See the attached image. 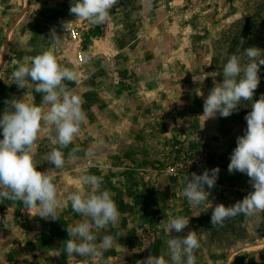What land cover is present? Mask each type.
Masks as SVG:
<instances>
[{
	"label": "rangeland",
	"instance_id": "rangeland-1",
	"mask_svg": "<svg viewBox=\"0 0 264 264\" xmlns=\"http://www.w3.org/2000/svg\"><path fill=\"white\" fill-rule=\"evenodd\" d=\"M70 4L71 0H0V118L11 99L41 105V94L31 83L24 89L15 84L12 73L18 62L52 49L60 64L77 71V81L65 83L83 98L87 119L63 150V168L47 160L58 145L45 131L36 141L35 160L38 170L55 176L60 200L86 188L80 183L85 171L103 178L101 188L113 194L120 219L115 228L94 231L98 241L112 234L116 242L101 259L67 256L62 244L69 238L66 226L83 219L70 203L48 228L49 220L35 216V209L0 201V236H12L13 252H30L32 239L36 244L49 242L48 264H137L166 251L168 233L159 225L179 215L188 218L189 225L171 235L196 232L197 264H264V252H255L264 248V211L238 216L223 226L210 223L216 205L231 206L253 191L246 174L228 171L251 105L242 103L227 118L203 116L214 79L223 80L222 74L212 73H222L238 47L241 52L251 46L264 50V0H119L111 21L95 26L71 14ZM64 23L76 29L77 40L70 38ZM52 29L60 36L57 44L48 40ZM79 52L83 57L86 53L87 60L79 61ZM259 75L253 100L264 94V65ZM77 146L92 148L95 156L89 159L79 151V159L69 162L67 154ZM226 154L227 165H220L218 158ZM171 166L177 168L175 175L169 173ZM216 167L220 171L209 200L191 206L183 195L187 176ZM167 189L175 190L168 211L161 205L170 197ZM42 234L50 236L49 241Z\"/></svg>",
	"mask_w": 264,
	"mask_h": 264
},
{
	"label": "clouds",
	"instance_id": "clouds-1",
	"mask_svg": "<svg viewBox=\"0 0 264 264\" xmlns=\"http://www.w3.org/2000/svg\"><path fill=\"white\" fill-rule=\"evenodd\" d=\"M119 0H71L70 13L90 25H102L111 21V11ZM63 27L67 31L66 23ZM55 29L50 30L48 40L59 42ZM244 44L241 39L240 45ZM87 60V54H84ZM264 65V50L255 46L242 52L237 48L223 65L222 82L213 81L214 86L204 99L203 116L214 118L217 114L227 118L248 102L251 111L245 116L247 128L244 135L237 137L236 147L230 155L229 173L240 172L250 178L253 191L231 206L223 203L214 207L210 223L213 227L223 226L226 221L238 216H252L264 211V94L253 100L255 90L260 84V67ZM15 84L24 89L27 84L34 86V92L41 94V105L37 106L23 99L6 101L0 118V201L21 202L26 208L35 209V216L55 221L59 210L70 203L72 210L83 217L74 225L66 226L68 239L62 242L67 256L73 255L101 259L105 251L116 242L112 234L99 239L95 230L115 228L120 219V211L113 194L102 189L103 178L86 171L80 176L85 187L69 193L64 200L58 199L55 176L47 170H38L36 164V141L41 131L58 147L47 155L49 163L55 168H63L66 160L64 149L72 144L86 121L83 98L65 83L76 82L77 71L60 64L52 49L18 62L12 73ZM202 95V93H201ZM45 106L47 110H45ZM42 124L49 126L42 128ZM84 151L86 158L95 156L92 148L82 150L73 147L67 154L68 161L79 159L77 152ZM220 169H205L202 174L192 173L186 178L183 195L193 207L209 200L210 190L216 186ZM205 186L209 191L205 190ZM189 219L178 216L161 223L160 228L168 233L167 249L160 255H149L137 264H197L196 250L199 240L196 232L182 233L189 225ZM118 235V233H117Z\"/></svg>",
	"mask_w": 264,
	"mask_h": 264
},
{
	"label": "crops",
	"instance_id": "crops-1",
	"mask_svg": "<svg viewBox=\"0 0 264 264\" xmlns=\"http://www.w3.org/2000/svg\"><path fill=\"white\" fill-rule=\"evenodd\" d=\"M230 154H226L223 155L221 157L218 158L219 160V164H225L227 165L228 161V157ZM174 191L175 190H168L167 192L170 194L168 197L167 201H163L161 205L165 206L167 211L169 210V205H173L174 204ZM177 199V198H176ZM178 209V213H179ZM184 211L182 210V213ZM179 215H177L178 217ZM3 217L0 216V225L3 224ZM54 224V221L49 220L48 223V228L52 227ZM40 231H44V229L40 230ZM3 232V231H2ZM41 234V233H40ZM47 237V238H46ZM50 236H44L42 234V239H48L49 241ZM60 240L62 239L63 241V237L59 238ZM65 239V238H64ZM36 240L32 239V242L30 243H34L32 244V248L30 249V252H13L12 249L13 247H15L14 240L12 238V236H5L2 235L0 236V261H3V264H48V259H50V255H51V248H49V242L44 243V244H36ZM51 245V244H50ZM124 246V245H122ZM6 247V248H5ZM114 247V246H113ZM5 248V249H3ZM118 249V248H117ZM255 252H258L257 255H260V252H264V248H262L261 250H256ZM56 253V252H55ZM52 254H54V252H52ZM55 255V254H54ZM21 260H24L21 262Z\"/></svg>",
	"mask_w": 264,
	"mask_h": 264
},
{
	"label": "built area",
	"instance_id": "built-area-1",
	"mask_svg": "<svg viewBox=\"0 0 264 264\" xmlns=\"http://www.w3.org/2000/svg\"><path fill=\"white\" fill-rule=\"evenodd\" d=\"M67 32H68L71 39H73V40L78 39V32L76 31L75 28L69 27ZM78 59H79V61H83V59H84L83 54L81 52H79V54H78ZM169 173L175 175L177 173V168L175 166H171L169 168Z\"/></svg>",
	"mask_w": 264,
	"mask_h": 264
}]
</instances>
